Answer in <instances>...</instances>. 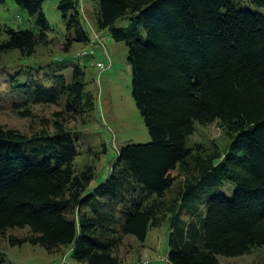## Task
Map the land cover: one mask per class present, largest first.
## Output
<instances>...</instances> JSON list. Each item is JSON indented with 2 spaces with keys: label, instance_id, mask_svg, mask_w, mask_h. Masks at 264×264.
<instances>
[{
  "label": "trees",
  "instance_id": "trees-1",
  "mask_svg": "<svg viewBox=\"0 0 264 264\" xmlns=\"http://www.w3.org/2000/svg\"><path fill=\"white\" fill-rule=\"evenodd\" d=\"M14 1L32 25L0 27V56L17 50L33 61L52 31L45 0ZM93 1L98 30L128 48L132 98L151 140L121 146L107 178L89 189L93 170H76L73 132L57 121L53 132L29 134L0 125V236L27 228V237L9 236V244L69 249L77 264H121L122 236L143 242L164 219L170 264H220V256L264 246V14L235 0ZM58 9L64 51L89 45L78 0H59ZM120 20L127 26H117ZM76 58L3 69L1 83L23 116L33 105L61 103L87 115L95 102L84 69L72 65ZM196 123H218L228 137L222 153H191L186 144ZM176 169L184 179L172 191Z\"/></svg>",
  "mask_w": 264,
  "mask_h": 264
},
{
  "label": "rangeland",
  "instance_id": "rangeland-1",
  "mask_svg": "<svg viewBox=\"0 0 264 264\" xmlns=\"http://www.w3.org/2000/svg\"><path fill=\"white\" fill-rule=\"evenodd\" d=\"M235 1L240 6L249 7L264 14V6H258L252 0ZM58 3L59 0H45L42 5L52 31L48 36L47 44L37 48L33 56L36 62L49 61L52 58L63 56L73 57L88 48L86 44L72 43L68 52L64 51L67 30L62 19L63 14L58 9ZM95 7L93 0H78V10L82 15L83 25L91 38L95 35L97 38L99 35L98 30H95ZM31 20L26 10L19 7L14 0H4V3H0L1 28L25 29L32 25ZM127 24L125 20L116 23L117 26H127ZM100 36L103 39V47H94L93 57L78 56L81 58H76L72 63L73 66H80L85 71L86 91L93 95L95 102V108L90 114L77 115L67 112L61 103L33 105L29 108L31 114L23 116L25 108L14 104L15 99L1 83L3 75L0 72V125L29 134L40 129L53 132L57 121L66 130L73 132L77 137L78 145V155L73 162L76 170L82 171L87 166H91L93 170L89 189L107 178L117 150L121 146L148 143L151 140L132 98V71L127 60L128 48L125 42L113 40L107 30H102ZM5 39L6 35L2 33L0 41ZM31 60L32 57L19 59L18 51H11L0 56V71L3 69L7 72H13L16 69L25 70L24 64L35 70L30 65L35 61ZM98 62H103L106 66L110 63V66L99 72L96 66ZM227 138L218 123L209 125L196 123L195 130L186 145L191 148L192 154L199 152L201 157H205L209 154L222 153L228 142ZM189 163L193 167V161L189 159ZM172 176L175 177L172 184L173 191L182 184L184 175L176 169ZM227 183L224 189L228 191L227 194H231L232 184ZM28 235L27 228H16L8 230L5 236H0V253L4 258L3 264H59L61 258L68 253L69 249L49 253L40 245L27 242L13 246L8 242L9 236L21 239ZM169 236V222L164 219L159 226L148 231L143 242L133 235L122 236L116 249V256L121 264H170L166 260ZM67 259H72L70 253ZM218 259L220 264H264V246L254 248L242 256L229 258L220 256Z\"/></svg>",
  "mask_w": 264,
  "mask_h": 264
},
{
  "label": "built area",
  "instance_id": "built-area-1",
  "mask_svg": "<svg viewBox=\"0 0 264 264\" xmlns=\"http://www.w3.org/2000/svg\"><path fill=\"white\" fill-rule=\"evenodd\" d=\"M98 35V33H96ZM94 47H103V39L100 36V32L98 37L96 38V35L94 36V38H91L89 41V45L88 48H86V50L84 51H80L79 53H77V56H88V55H94ZM110 66V63H108V66H105L104 63L102 62H98L97 63V67L100 69V71L105 70L106 68H108ZM70 253V251H68V253L66 255H64L59 264H77L75 261L73 260H68L67 256Z\"/></svg>",
  "mask_w": 264,
  "mask_h": 264
},
{
  "label": "crops",
  "instance_id": "crops-1",
  "mask_svg": "<svg viewBox=\"0 0 264 264\" xmlns=\"http://www.w3.org/2000/svg\"><path fill=\"white\" fill-rule=\"evenodd\" d=\"M95 30H98V28L96 27V25H95ZM94 32H97V31H94ZM98 32H101V31L98 30Z\"/></svg>",
  "mask_w": 264,
  "mask_h": 264
},
{
  "label": "clouds",
  "instance_id": "clouds-1",
  "mask_svg": "<svg viewBox=\"0 0 264 264\" xmlns=\"http://www.w3.org/2000/svg\"><path fill=\"white\" fill-rule=\"evenodd\" d=\"M90 39H91V37H90Z\"/></svg>",
  "mask_w": 264,
  "mask_h": 264
}]
</instances>
